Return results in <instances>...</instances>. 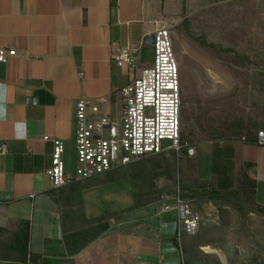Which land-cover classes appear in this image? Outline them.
Instances as JSON below:
<instances>
[{
    "label": "crops",
    "instance_id": "crops-1",
    "mask_svg": "<svg viewBox=\"0 0 264 264\" xmlns=\"http://www.w3.org/2000/svg\"><path fill=\"white\" fill-rule=\"evenodd\" d=\"M167 2L178 5L177 0H0V48L16 52L0 63V143L7 147L0 157V264H20L28 254L38 264H76L96 247L98 256L105 253V235L91 232L99 224L90 222V201L84 198L94 179L54 189L46 175L53 145L44 138L63 140L66 155L75 150L80 100L102 102L106 114L120 116L121 90L136 73L119 67L114 57L130 48L137 74L153 66L148 38L187 18L169 14ZM254 141L243 136L189 142L197 153L189 158L184 151L192 168L184 189L190 192L199 182L217 194L240 190L251 197L252 216L264 236V147ZM160 218L171 238L174 216ZM159 242L158 248L152 242L143 246L141 260L147 262L141 264H180L176 240L175 254Z\"/></svg>",
    "mask_w": 264,
    "mask_h": 264
},
{
    "label": "rangeland",
    "instance_id": "rangeland-1",
    "mask_svg": "<svg viewBox=\"0 0 264 264\" xmlns=\"http://www.w3.org/2000/svg\"><path fill=\"white\" fill-rule=\"evenodd\" d=\"M181 1L176 8L166 6L171 15L187 16L173 30L183 139L254 137L264 127V0H184V6ZM65 163L75 170L76 149L65 155ZM191 169L184 152L170 150L90 181L84 198L90 201V222L99 224H92L91 232L104 233L105 253L98 256L96 247L76 264H135L136 256L141 264L147 262L148 242L158 248L162 241L175 254L176 238L164 234L157 209L178 188L201 217L199 232L183 238L187 264H264V236L252 216L251 197L240 190L217 194L199 182L189 192L184 187Z\"/></svg>",
    "mask_w": 264,
    "mask_h": 264
},
{
    "label": "built area",
    "instance_id": "built-area-1",
    "mask_svg": "<svg viewBox=\"0 0 264 264\" xmlns=\"http://www.w3.org/2000/svg\"><path fill=\"white\" fill-rule=\"evenodd\" d=\"M173 30L174 27L164 25L154 32L153 66L138 74L130 48H124L115 55L114 61L119 67H130L136 73L130 84L121 90L123 107L119 117L106 114L102 102H77L74 171H70L65 163L64 141L44 138L53 145L51 167L46 175L54 189L106 176L170 150L177 154L185 151L189 158L196 156L195 145L182 141L183 98ZM15 54V51L0 48V63ZM254 137L255 144L264 147V129L258 130ZM6 153V145L0 143V157ZM164 199L158 206V215L174 216L179 263L186 264L183 238L199 232L201 217L183 198L179 188L172 197ZM21 264L35 263L28 254Z\"/></svg>",
    "mask_w": 264,
    "mask_h": 264
},
{
    "label": "trees",
    "instance_id": "trees-1",
    "mask_svg": "<svg viewBox=\"0 0 264 264\" xmlns=\"http://www.w3.org/2000/svg\"><path fill=\"white\" fill-rule=\"evenodd\" d=\"M186 21H187V19L182 23V24H185L186 23ZM213 47H216V46H213ZM180 76H181V74H180ZM262 129H264V127H262L260 130H262ZM182 141L183 142H186L184 139H183V137H182ZM184 152V151H183ZM162 156V155H161ZM137 164H139V163H137ZM134 165H136V164H134ZM134 165H131V166H129L128 168H130V167H132V166H134ZM109 175V174H108ZM167 175L169 176V177H171V173L169 172V173H167ZM183 198L185 199V197L183 196ZM165 219V218H164ZM168 221H172L171 219L172 218H166ZM94 236H96L95 234L94 235H91V237L92 238H94ZM16 237H20V236H16ZM24 240L26 241L27 240V233H25L24 234ZM22 241H23V239H21ZM24 252H26V249L24 250ZM26 257H27V255H25L24 256V258L23 259H21V260H19L18 262H20V264L22 263V262H24L25 260H26ZM32 260H33V262L35 263V264H38V262H37V259L36 258H32ZM22 261V262H21Z\"/></svg>",
    "mask_w": 264,
    "mask_h": 264
},
{
    "label": "water",
    "instance_id": "water-1",
    "mask_svg": "<svg viewBox=\"0 0 264 264\" xmlns=\"http://www.w3.org/2000/svg\"><path fill=\"white\" fill-rule=\"evenodd\" d=\"M147 44H150V45H153L154 44V36H151L150 38H148ZM167 145H169L168 142H167Z\"/></svg>",
    "mask_w": 264,
    "mask_h": 264
}]
</instances>
